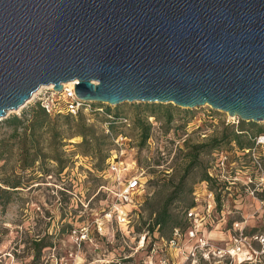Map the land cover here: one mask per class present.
Returning a JSON list of instances; mask_svg holds the SVG:
<instances>
[{
  "label": "rangeland",
  "instance_id": "obj_1",
  "mask_svg": "<svg viewBox=\"0 0 264 264\" xmlns=\"http://www.w3.org/2000/svg\"><path fill=\"white\" fill-rule=\"evenodd\" d=\"M33 95L6 117L22 116L32 109L36 103ZM145 104L161 103H97L104 113L85 114L98 135L108 134V130L130 139L121 159L130 162L127 174L136 175L141 185L134 203L124 206L130 222L115 218V193L120 182L106 172L105 163L98 156H82L76 147L81 137L73 136L63 147L66 167L62 172L57 173L53 162L47 163L49 171L43 175L28 170L32 179L20 191L11 193L6 205H0V264H34L35 241L46 245L41 250L40 264H237L244 258L246 242L250 243V254L245 255L249 260L241 264H264V245L256 239L264 237V145H256V137L264 135V131L252 135L256 128L264 129V121L251 126L252 121L230 118L228 124L234 125L235 130L240 121L244 122L245 130L236 132L241 133L240 140L253 144L241 149L236 141H231L216 147L228 152V164L220 172L219 181L207 183L206 190L213 192L214 203L203 189L198 190L196 211L203 219L195 224L183 214L179 227L183 234L175 245H168V239L158 232L149 233L147 225H142L141 220L146 218L144 202L164 184L174 190L188 163L186 154L191 146L219 135L227 116L207 105L189 109L172 103L161 104L157 114L149 116ZM106 114L126 117L128 123L114 122L110 128L113 119ZM138 115L146 116L151 125L144 143L134 124ZM4 118L0 119V152L2 142H8L15 152V140L2 123ZM108 142L109 139L103 150L111 147ZM213 150L200 154L202 168L209 166ZM200 172V167H194L186 181L194 180L192 186H196ZM3 201L4 197H0ZM176 210L183 213L180 206ZM194 224L197 237L206 241L203 247L198 246L197 239L185 236Z\"/></svg>",
  "mask_w": 264,
  "mask_h": 264
},
{
  "label": "water",
  "instance_id": "obj_2",
  "mask_svg": "<svg viewBox=\"0 0 264 264\" xmlns=\"http://www.w3.org/2000/svg\"><path fill=\"white\" fill-rule=\"evenodd\" d=\"M264 121V0H0V119L41 86Z\"/></svg>",
  "mask_w": 264,
  "mask_h": 264
},
{
  "label": "trees",
  "instance_id": "obj_3",
  "mask_svg": "<svg viewBox=\"0 0 264 264\" xmlns=\"http://www.w3.org/2000/svg\"><path fill=\"white\" fill-rule=\"evenodd\" d=\"M161 104H145L149 116L157 114V108ZM110 112V108H106ZM144 115V114H143ZM117 114L110 122V128L113 127L114 122L117 121ZM85 114L79 113L77 116L69 114H48L38 102L35 103L32 109L24 112L22 116L13 114L2 120L5 128L11 131V136L15 140L16 150L8 145V142H2V152H0V160L3 164L0 166V197H4V201L0 205H6L9 201L11 193L20 191V188L25 187L28 181L32 178L28 176L27 171H40V174L48 172L47 163L53 162L57 164V173L63 171L66 167L64 160L65 153L63 147L66 145V140L73 136H80L81 142L76 144L80 148L82 156H98L101 162L106 161L110 150L113 148L111 139L108 134L98 135L93 124L86 121ZM135 126L140 130V140L144 143L150 136L151 125L147 122L146 116L138 115L134 122ZM251 126H255L250 122ZM239 131H244V122L240 121L238 125ZM234 125L226 124L219 135H214L206 142L195 144L191 146L186 157L189 159L184 168V173L180 176L178 183L174 190L170 191L167 185L158 190L152 197L144 202V210L146 218L141 220L142 225H147L149 233L158 232L160 236L170 239L173 230L182 224L183 214L195 206L193 198V181H186V175L194 167H200L198 181L216 182L212 180L207 168H202L199 161V156L203 151L216 150V147L221 143H230L236 141L239 148L251 147L253 142H243L240 140V134L237 133ZM263 128H256L252 135L263 132ZM109 139L108 144L111 145L107 150H103V145H106V140ZM212 152V153H213ZM211 153V157H212ZM6 154L5 158L3 155ZM11 164V168L6 170L7 165ZM5 186V187H2ZM181 207L183 213L176 208ZM189 219V218H188ZM46 245L35 241L33 246V260L34 264L41 263V250ZM57 262V260H56Z\"/></svg>",
  "mask_w": 264,
  "mask_h": 264
},
{
  "label": "built area",
  "instance_id": "obj_4",
  "mask_svg": "<svg viewBox=\"0 0 264 264\" xmlns=\"http://www.w3.org/2000/svg\"><path fill=\"white\" fill-rule=\"evenodd\" d=\"M75 81H68L62 84V89L60 91H55L52 86H41L38 90L33 93L36 98V102L39 103L41 107L50 115L55 114H69L71 116H77L79 113H104L102 106L96 105L93 102L83 101L75 95L74 92ZM208 106V105H207ZM209 109L213 110L210 106ZM109 118L115 119L110 114H106ZM226 124L230 123V118L235 117L229 116L226 113ZM238 118V117H237ZM118 123L127 124L126 117H117ZM108 133L113 148L109 152V156L105 161L106 172H109L114 176V181L120 182V186L115 193L116 204L115 205V218L118 222L129 223L127 212L124 208L125 205L134 203L135 195L140 188V182L136 175H128L130 162L122 160V156L126 152L125 144L130 139L127 136H122L121 134H112L108 130ZM256 145H264V135H258L256 137ZM248 151V150H246ZM134 164V161L131 162ZM228 164V152L223 149H216L212 153L210 164L207 168V173L212 180L219 181L221 179L220 172L227 167ZM207 181H201L193 190V198L195 201V206L188 210L187 216L189 219L193 220L196 224L197 221H201L203 217L199 216V212L196 211V203L198 201V190L203 189L208 197L209 201L214 203V195L212 191L206 190ZM189 227L185 231V236L189 239L195 238L198 241V246L203 247L206 243L204 238L197 237L196 225ZM182 231L175 228L172 233V237L167 241L168 245H175L178 239L182 236ZM257 240L264 245V237L258 236ZM247 249L244 253V258L237 260V264H241L244 261L249 260L247 256L250 254V243L246 242ZM195 249V248H194ZM237 250L240 251V247L237 246ZM194 255V253H193Z\"/></svg>",
  "mask_w": 264,
  "mask_h": 264
},
{
  "label": "bare ground",
  "instance_id": "obj_5",
  "mask_svg": "<svg viewBox=\"0 0 264 264\" xmlns=\"http://www.w3.org/2000/svg\"><path fill=\"white\" fill-rule=\"evenodd\" d=\"M47 86H51V85H47ZM234 253V252H233Z\"/></svg>",
  "mask_w": 264,
  "mask_h": 264
}]
</instances>
